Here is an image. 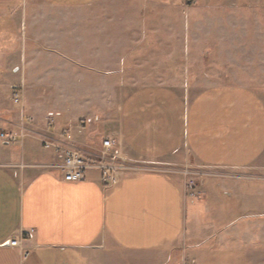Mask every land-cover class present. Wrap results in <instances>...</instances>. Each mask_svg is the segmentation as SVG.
Segmentation results:
<instances>
[{
    "label": "crops",
    "instance_id": "crops-1",
    "mask_svg": "<svg viewBox=\"0 0 264 264\" xmlns=\"http://www.w3.org/2000/svg\"><path fill=\"white\" fill-rule=\"evenodd\" d=\"M98 1L24 0L22 12L9 16L28 37L12 70L34 85L35 103L7 111L18 83L0 80V131H41L52 117L55 130L71 129L75 147L89 152L112 138L138 169L115 185L95 170L66 182L49 167L57 153L38 136L0 139V264H264V92L240 83L194 96L137 86L105 117L53 115L43 101L40 84L80 83L76 52L93 53L94 74L111 77L112 14L88 10ZM63 115L67 124L58 121ZM187 155L214 172L203 178L200 198L187 197L164 169Z\"/></svg>",
    "mask_w": 264,
    "mask_h": 264
},
{
    "label": "rangeland",
    "instance_id": "rangeland-1",
    "mask_svg": "<svg viewBox=\"0 0 264 264\" xmlns=\"http://www.w3.org/2000/svg\"><path fill=\"white\" fill-rule=\"evenodd\" d=\"M23 2L0 0V80L17 81L22 108L27 101L35 103L34 85L20 83V73L12 68L20 65L18 50L28 37L23 22L9 16L21 13ZM88 8L112 14L111 77L94 74L93 67L99 71L100 65L93 53L76 52L80 83L39 85L53 115L58 109L105 117L115 113L127 92L145 85L165 86L187 96L207 86L239 83L264 92V0H99ZM4 103L7 111L19 110L10 96ZM58 121L67 124L68 118L63 115ZM164 169L174 171L192 199L202 196L203 178H215L213 171L188 155L182 164Z\"/></svg>",
    "mask_w": 264,
    "mask_h": 264
},
{
    "label": "built area",
    "instance_id": "built-area-1",
    "mask_svg": "<svg viewBox=\"0 0 264 264\" xmlns=\"http://www.w3.org/2000/svg\"><path fill=\"white\" fill-rule=\"evenodd\" d=\"M10 100L13 106L22 108V93L19 87L12 88ZM22 121L28 126L35 125V120L28 114L22 115ZM45 127L41 131L32 128H24L21 132L12 130L0 131V139L8 143L22 141L29 134L32 137L38 136L41 145L46 150H54L57 153L58 163L50 165L51 168L59 169L62 173L63 180L66 182H77L85 179L89 171H98L101 174L102 182L105 185H115L120 181L123 175L130 171H135L138 167L131 164L122 154L121 148L112 138H104L101 145L96 150L84 151L71 144L73 139L70 128L61 130L54 129V120L48 118ZM195 183H190L192 189ZM193 195V191L189 193ZM22 237H26L23 234ZM9 245L17 247L19 239L12 237Z\"/></svg>",
    "mask_w": 264,
    "mask_h": 264
}]
</instances>
